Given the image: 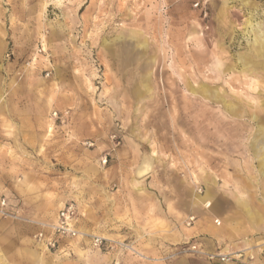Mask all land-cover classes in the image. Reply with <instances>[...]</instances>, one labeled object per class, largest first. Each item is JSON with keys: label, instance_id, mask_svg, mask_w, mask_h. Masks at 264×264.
<instances>
[{"label": "rangeland", "instance_id": "obj_1", "mask_svg": "<svg viewBox=\"0 0 264 264\" xmlns=\"http://www.w3.org/2000/svg\"><path fill=\"white\" fill-rule=\"evenodd\" d=\"M262 39L264 0H0V264H264ZM68 203L115 240L40 247Z\"/></svg>", "mask_w": 264, "mask_h": 264}, {"label": "built area", "instance_id": "obj_2", "mask_svg": "<svg viewBox=\"0 0 264 264\" xmlns=\"http://www.w3.org/2000/svg\"><path fill=\"white\" fill-rule=\"evenodd\" d=\"M106 160V159H105ZM104 160V162H105ZM7 200L4 196L0 195V213L4 215L6 211ZM190 217L189 220H191ZM189 223V222H188ZM217 224L218 222L215 221ZM39 229L34 234V240L39 245L47 249L48 251L66 253L65 247H70L69 241L80 237H89L90 243L95 248H102L108 246L109 241L98 235H90L82 233L77 226V209L73 203H68L62 207L56 216V219L52 223H38ZM194 249L195 246H192ZM67 251L70 250L68 249ZM207 254V253H206ZM209 258H218L220 261L230 260L229 254L223 253H208Z\"/></svg>", "mask_w": 264, "mask_h": 264}, {"label": "crops", "instance_id": "obj_3", "mask_svg": "<svg viewBox=\"0 0 264 264\" xmlns=\"http://www.w3.org/2000/svg\"><path fill=\"white\" fill-rule=\"evenodd\" d=\"M208 202H210V201H208ZM210 204H211V202H210ZM146 207H147V205L145 204V203H137V205H136V207H135V209L136 210H139V211H142L141 213H143V211L146 209ZM250 213L252 214V212L251 211H249L248 212V215L250 216V217H252L251 215H250ZM135 218H137V219H135ZM143 222V219L141 218V217H135V214H133L132 215V219H131V224L133 225V226H135L137 223H142ZM123 226H127L126 224H124ZM206 231L208 232V233H210L211 235H216V234H218V231L215 229V228H213V227H211V226H209V225H206ZM196 229H200L199 227H197L196 226ZM193 232V230H191V231H189V230H187V231H185L184 233H192ZM124 233H126V235L127 236H133L134 237V235L132 234V232L131 231H127V232H123V234ZM103 238H105V237H103ZM108 241H114L115 239H109V238H106ZM87 240H86V237H82V238H80V239H75L74 240V244H71L72 246H70L69 248L68 247H65L66 248V250H70L71 252H77L75 249H84L85 248V246H84V244L85 243H88V242H86ZM96 255V254H95ZM219 264H236V262H234V261H231V262H229V263H219Z\"/></svg>", "mask_w": 264, "mask_h": 264}, {"label": "bare ground", "instance_id": "obj_4", "mask_svg": "<svg viewBox=\"0 0 264 264\" xmlns=\"http://www.w3.org/2000/svg\"><path fill=\"white\" fill-rule=\"evenodd\" d=\"M255 25V24H254ZM253 25V26H254ZM257 26H258V24H257ZM259 28V27H258ZM257 28V29H258ZM252 29H253V27H252ZM249 33H250V30H249ZM252 33H254L253 31H252ZM255 36V35H254ZM255 37H257V36H255ZM259 39H261L260 37H258ZM253 40V39H252ZM262 40H264V39H262ZM261 41V40H260ZM252 42H254V41H252ZM258 43V42H257ZM262 43V42H261ZM254 44V43H253ZM256 45V44H255ZM259 45V44H258ZM263 45H264V42H263ZM255 47V46H254ZM264 47V46H263ZM259 48H261V47H259ZM263 49V48H262ZM261 50V49H260ZM203 91V93H205L206 95H209L208 94V91L207 90H205V89H203L202 90ZM228 108L230 107V108H232L230 105H228L227 106ZM148 163H145V165L142 167V169L140 170V173L142 172V171H144V170H146V169H148ZM213 184V183H212ZM207 192V191H206ZM206 194V193H205ZM204 196V195H203ZM205 197L207 198V199H210V196H209V194L207 193V195H205ZM205 201V198H203V197H200V196H194V203L196 204V205H202L203 206V208L204 209H207L208 211H210L211 209H210V207H211V204H210V202H204ZM204 202V203H203ZM203 203V204H202ZM209 208V209H208ZM213 212V211H212ZM250 215L252 216V214L250 213ZM218 222L217 224L219 225L220 224V221H219V219H214V221L213 222ZM82 232V231H81ZM76 239H80V235L76 238ZM74 240L75 239H73V240H71V242L73 241L74 242ZM40 247H42V246H40ZM43 248V247H42ZM229 253H232V252H229Z\"/></svg>", "mask_w": 264, "mask_h": 264}]
</instances>
